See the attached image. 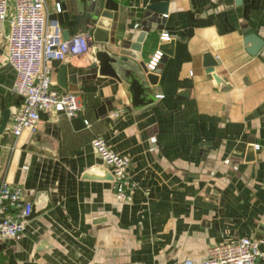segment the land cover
<instances>
[{"label": "crops", "instance_id": "crops-1", "mask_svg": "<svg viewBox=\"0 0 264 264\" xmlns=\"http://www.w3.org/2000/svg\"><path fill=\"white\" fill-rule=\"evenodd\" d=\"M78 1L46 7L69 36L90 32L88 51L51 61L57 87L77 92L82 108L73 117L41 109L34 132L11 130L21 103L6 58L12 0L0 20V104L11 110L0 181L22 185L32 203L22 232L0 235V264H182L241 235L259 240L255 264H264V43L250 53L245 42L247 33L264 40V0H162L166 12L148 7L160 0H114L117 9L101 0L81 15ZM96 46L126 51L117 77L92 66ZM157 48L164 54L150 71ZM207 51L218 60L212 70ZM98 134L129 157V182L95 151Z\"/></svg>", "mask_w": 264, "mask_h": 264}, {"label": "built area", "instance_id": "built-area-1", "mask_svg": "<svg viewBox=\"0 0 264 264\" xmlns=\"http://www.w3.org/2000/svg\"><path fill=\"white\" fill-rule=\"evenodd\" d=\"M13 12L9 16L6 32V58L14 71L10 90L21 99L14 114L11 130L18 135L24 128L36 131L41 122L39 111L52 109L68 117L79 114L82 102L77 92L57 87L51 61L63 60L69 54L84 53L90 49V32L79 31L63 38L57 19L48 17L46 0H12ZM9 0H0V20L8 16ZM61 10V3L55 2ZM162 40L170 38L168 31L160 34ZM164 51L157 48L147 62L152 71L160 63ZM162 96V95H157ZM89 125L88 119H84ZM98 155L108 164L119 179L130 181V159L110 147L101 135L91 141ZM259 147L258 143L254 144ZM24 189L18 183L0 181V235L16 236L22 232L32 203L24 199ZM120 199L130 200V191L122 190ZM263 251L255 237L241 235L207 245L203 258L195 262L185 257L182 264H255Z\"/></svg>", "mask_w": 264, "mask_h": 264}, {"label": "water", "instance_id": "water-1", "mask_svg": "<svg viewBox=\"0 0 264 264\" xmlns=\"http://www.w3.org/2000/svg\"><path fill=\"white\" fill-rule=\"evenodd\" d=\"M101 3H102L101 0H79L77 3V6H78L77 10H78L79 14L81 15V14H83V12H85V10H90L94 7H97V9H99L100 6L102 5ZM104 7L105 8H111V9H117L118 4L114 0H104ZM148 7L152 8L154 10L160 11V12H166V10H167L166 1H162V0L153 2V3L149 4ZM101 15L105 16L106 13L103 12V13H101ZM95 16H97V14ZM95 16H93V17L96 18ZM62 35H63V38L69 37V33L66 30L62 31ZM94 39L95 40L99 39L96 34L94 35ZM245 42L251 43V45L247 47V50L250 53H256V52H258V50L263 45L264 40L261 36L257 35L256 33H247V35L245 36ZM115 53H116L115 51L108 50V48H100L97 46L94 47L93 48V55L95 57V60L93 61L92 66L97 67L98 71L101 74H109V75H112L114 77H117L118 75H117L116 68H117V66L120 65V63H122L121 61L126 60V51L121 50L120 54L117 56ZM203 56H204L203 64L205 66H207L208 70H212L213 65H215L218 62V60L215 59L209 51L205 52ZM59 69H60V71H59L58 82L60 83V85L67 87V71H66L65 65L61 64ZM148 78H149V81L151 83L154 82V74L153 73H149ZM148 100H152V97L151 96L148 97ZM142 104L133 103L130 106H134V105L140 106ZM103 108H104L103 106L100 107L99 111L103 112V111H101ZM0 109L2 110L1 116H0V132H1L4 130L7 122L9 121V118L11 116V110L9 107H3L2 108L1 104H0ZM247 158L248 159L253 158V153H252L251 147L247 153Z\"/></svg>", "mask_w": 264, "mask_h": 264}]
</instances>
